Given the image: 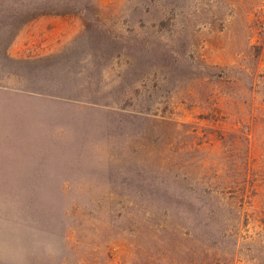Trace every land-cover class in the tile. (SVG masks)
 <instances>
[{
  "label": "rangeland",
  "instance_id": "rangeland-1",
  "mask_svg": "<svg viewBox=\"0 0 264 264\" xmlns=\"http://www.w3.org/2000/svg\"><path fill=\"white\" fill-rule=\"evenodd\" d=\"M53 2L0 0V264H264V0Z\"/></svg>",
  "mask_w": 264,
  "mask_h": 264
},
{
  "label": "trees",
  "instance_id": "trees-1",
  "mask_svg": "<svg viewBox=\"0 0 264 264\" xmlns=\"http://www.w3.org/2000/svg\"><path fill=\"white\" fill-rule=\"evenodd\" d=\"M37 2L38 0H34V3ZM70 3L71 0H60V1L54 0L52 4L36 5L37 7L34 8V10H36L33 11L34 13H32V10H29L28 12L33 14L34 18H36L37 16H64L66 14H73V12H76L77 7H75L74 5L70 7L69 5ZM65 7L67 9H65ZM50 8H60V9H50ZM56 10H62V11H56Z\"/></svg>",
  "mask_w": 264,
  "mask_h": 264
}]
</instances>
